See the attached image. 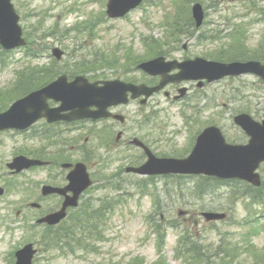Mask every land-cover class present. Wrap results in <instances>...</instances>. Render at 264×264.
<instances>
[{"label":"rangeland","instance_id":"1","mask_svg":"<svg viewBox=\"0 0 264 264\" xmlns=\"http://www.w3.org/2000/svg\"><path fill=\"white\" fill-rule=\"evenodd\" d=\"M197 1L204 5L206 15L200 41L199 38L189 40L184 37L190 25L192 4ZM106 3L107 0H16L22 25L29 27L34 48L42 54V58L28 60L21 49L1 57L4 65H0V112L50 74L36 64L51 66L50 50L55 46L66 50V55L61 63H56L54 72L68 70L74 75L86 73L90 78L126 76L143 81L144 73H140L135 66L160 53L178 60L199 56L221 58L226 62L253 59L264 63V0H147L141 8L116 20L105 16ZM26 15L27 18H24ZM82 21L90 22L94 29L86 27L85 23L77 31L68 29ZM40 29L45 34L53 30L57 32L49 37L47 49L42 47L45 46L41 41L43 35L35 34ZM179 31L182 34L180 37ZM143 35L150 40L140 41ZM240 39L244 45L239 44ZM44 50L45 53H42ZM236 55L241 56L233 58ZM18 71L23 72L21 78ZM183 84L192 85L194 92L182 101L173 100L165 104V95L158 94L150 101L152 107H149L150 103L144 107H149L148 113L156 112L158 121L165 122L162 131H159L155 120L144 113V108H136L137 104L124 108V113L130 117L126 127L131 129V136L150 134L153 138L151 146L159 154L178 158L187 156L197 134L213 124L222 127L229 141L245 143L248 137L234 123V116L247 112L257 120L264 119V82L255 75L226 78L207 84L203 89L189 82ZM178 85L182 84H172L167 88L171 95L177 92ZM41 126L43 123L37 129ZM93 129L91 124H86L81 131L75 129L60 134V139L48 140L46 146L37 138H32L33 130L28 135L0 134V183L5 178L6 162L15 153L27 152L28 148L45 146V157L57 156L60 160L72 162L83 161L87 155L91 157L88 166L94 185L83 195L81 207L71 212L66 227L87 221L89 217L92 223L93 211L86 216L82 210L95 207L102 198L109 202V199L121 197L115 209L105 213L106 240L96 246L90 243V253L79 251L72 255L48 241L55 232L33 227V223L29 227L30 223L21 220L17 211L21 207L18 202L24 199L23 194L9 192L6 198L0 199V264H14L17 249L30 242L36 243L38 249L34 264H156L158 260L157 264H186V259L179 257V236L183 235L181 241H184L185 236L194 233L197 243L204 249L202 254L212 257L204 264H220L215 257L221 258L225 254L217 250L218 245L228 248L230 256L231 248H236L233 254L239 257L231 256L233 264H254L251 257L244 253L247 248L254 250V256L264 257V215H260L264 208L260 204L248 205L249 199L237 197L232 194L233 186L224 185L214 188L213 194L196 197L193 190L201 179L199 176H159L154 178L156 181L148 182L152 194H142L137 187L141 177L126 172L127 167L141 164L142 151L131 145L130 150L114 148V144L100 147L97 139L84 145V139ZM118 129L117 126L115 132ZM75 139L78 141L73 142ZM259 171L264 181V164ZM39 173L34 171L32 176L43 182H52L50 174ZM17 180L24 186L29 182L26 175ZM116 188H119L118 192ZM8 200H11V205ZM57 201L56 197L49 198L47 206L55 209ZM179 210L188 214L181 215ZM206 210L226 212L228 220L206 223L200 217L201 212ZM148 216L152 217L153 226L150 219H146ZM248 220L250 223H246ZM77 232L80 233L79 228ZM156 232L164 243L160 257ZM41 236L44 237L42 240ZM83 236L89 237L86 232ZM46 239L50 243H45ZM216 253L219 256H215Z\"/></svg>","mask_w":264,"mask_h":264},{"label":"water","instance_id":"2","mask_svg":"<svg viewBox=\"0 0 264 264\" xmlns=\"http://www.w3.org/2000/svg\"><path fill=\"white\" fill-rule=\"evenodd\" d=\"M10 1L11 0H0V37L3 42L13 45L20 41L21 31L17 25V17L12 10ZM131 1L136 0H126V9L130 7ZM113 2H118V0H111L109 4V13L111 16H114L112 12L116 13ZM194 15L200 24L203 14L199 5L195 6ZM235 66L236 65H231V67ZM169 67H172V65ZM245 67L248 68V66ZM167 70L168 68H165L164 72ZM239 71H241V69H239ZM62 88L61 85L59 87L52 85L37 93H33L29 97L31 103L40 105L46 111L43 112V115H46L50 121L58 119L60 115L58 116L57 110H50L47 108L45 99L48 97H54L56 99L61 97L65 102V108L72 107L70 102L77 103L83 101L85 98L86 102L89 103L90 97H88L86 93L80 96H73L71 89L63 91ZM61 93H70L73 97L68 98L65 95L62 97ZM236 122L251 135L252 138L249 145H228L225 143L220 130L212 129L208 134L202 136L196 151H194L188 159H153L142 168L134 170L145 174L155 172H180L192 174L203 173L222 178L241 177L259 185V176L254 173V170L258 167L259 163L264 160V121L260 124L254 121L249 115L243 114L236 117ZM66 205H68L67 202ZM64 210L65 208L51 215L49 219L52 217V222H58L65 216ZM204 216L207 220L223 217L221 214L211 212L204 213ZM33 253L34 251L31 250V246L19 252L17 264H31Z\"/></svg>","mask_w":264,"mask_h":264},{"label":"flooded vegetation","instance_id":"3","mask_svg":"<svg viewBox=\"0 0 264 264\" xmlns=\"http://www.w3.org/2000/svg\"><path fill=\"white\" fill-rule=\"evenodd\" d=\"M91 124H93L94 126H96L97 128H100L101 130H104L107 128H109L111 133L112 130H115V128L118 126L119 127V131L116 132V134H119L118 140L116 142L117 147H124V148H128L129 143L131 144V140L135 137L140 138L147 146H151V143H153V138L151 137L150 134L148 133H143V134H136L135 136H131V129L129 127H126V124L124 122L119 123L116 120L113 119H108V120H101V121H97V122H92ZM153 149V148H152ZM142 150V149H141ZM38 153V150H36L35 152L29 153V157L32 158H38L35 155ZM43 150L40 149V153L42 154ZM143 154V152H142ZM144 155V154H143ZM14 157V156H13ZM51 164L48 168H51L50 170L47 169L46 166H34L32 168H30L29 170L25 171V172H19L16 173L14 171L11 170H7L5 171V178L10 179V182H6L5 178L3 180V183H0V187H2L5 192L9 191L11 189V187H14V180H17L20 177H24L25 175L27 176V180L29 181L27 183V186H25V194L23 195L24 199H22L20 202H18V204H21L20 209L17 211V216L27 222L30 223L34 222L37 223V218H40L42 216H44L46 213H49L50 211L54 210V207L49 208V206H47V201L49 198H57V203L56 206L60 207L63 203V197L56 195V194H51V195H45L43 193V186L50 184L53 186H64L65 183V177H64V173L61 170H58L56 168V166L52 165V161H49ZM54 169V171H53ZM36 172V171H40L39 174L44 173L45 175L50 174L51 178H52V182H46V181H41V179H35L34 176H32V172ZM30 175V177H29ZM60 181V182H59ZM36 204V205H33ZM56 207V209H57ZM40 215V217H39Z\"/></svg>","mask_w":264,"mask_h":264},{"label":"trees","instance_id":"4","mask_svg":"<svg viewBox=\"0 0 264 264\" xmlns=\"http://www.w3.org/2000/svg\"><path fill=\"white\" fill-rule=\"evenodd\" d=\"M189 28H193L191 25L188 26ZM217 183V180L209 177L202 178L198 186H195L194 192H198V195L207 193L209 194L211 191V187L214 186ZM247 188L244 187L243 190V195H251L252 194V188L249 185H245ZM201 193V194H200ZM258 196H255L257 199H261L262 196L257 194ZM93 219V218H92ZM77 228H79L80 233L77 232ZM87 233L89 237L83 236L84 233ZM85 239L86 241H91V240H101L103 239L102 232H100L99 228L94 226V220L91 223L90 220L84 222L83 224H80L74 227H68V228H63L60 232H55L53 235V238L51 239L52 241H56L55 246H60L62 249L68 250L67 252H73L76 251V248H81V249H88L87 245H84L82 243V240ZM197 244H195L196 246ZM204 252V250H201L199 246H196V249L194 252L196 254H200Z\"/></svg>","mask_w":264,"mask_h":264}]
</instances>
